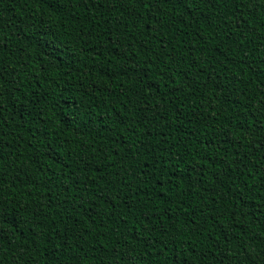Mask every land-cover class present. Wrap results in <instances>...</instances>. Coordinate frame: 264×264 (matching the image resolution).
<instances>
[{
  "label": "trees",
  "instance_id": "1",
  "mask_svg": "<svg viewBox=\"0 0 264 264\" xmlns=\"http://www.w3.org/2000/svg\"><path fill=\"white\" fill-rule=\"evenodd\" d=\"M200 7L189 20L73 0L52 19L0 0V264H248L243 248L264 250V7ZM193 154L203 174L189 181ZM144 164L175 167L172 192L137 190Z\"/></svg>",
  "mask_w": 264,
  "mask_h": 264
},
{
  "label": "snow or ice",
  "instance_id": "2",
  "mask_svg": "<svg viewBox=\"0 0 264 264\" xmlns=\"http://www.w3.org/2000/svg\"><path fill=\"white\" fill-rule=\"evenodd\" d=\"M28 0H25V3H27ZM236 2V0H234ZM239 2H247L251 3L254 7H264V0H239ZM35 3L43 5L44 11L48 13L49 17L54 19L57 16H66L67 15V6L71 5L73 3V0H35ZM75 3L79 5L82 3V0H75ZM219 0H117V6L118 7H125L126 4L129 5V8H126V10L129 11V15H132V11L130 10V5L135 4L137 6H142L145 8H149L150 10H154L157 13H159L162 10V6H170L173 9L180 8L182 11V17H187L189 20H197V13L202 14V8L200 7L201 4L207 5L211 8H215L218 6ZM154 24H160L161 21L157 16L151 17ZM246 23L245 20H243L242 17L237 18V22H235V26L239 28L240 23ZM36 26L38 28H44L45 31H41L39 34L41 36H52L54 33H50L47 31V29H51L52 25L47 23L43 20H38ZM151 31L155 32L156 28H152ZM225 36H228V33L225 32ZM214 39L217 37H213ZM0 47H7V45H0ZM139 68V64H136L135 68L132 70L135 71ZM140 71H143L140 69ZM171 71H174L173 69H166L164 72H160L159 74L161 77H164L168 75L170 77ZM139 75V72L137 73ZM7 75V67L0 65V83H2L3 78ZM173 85H175V81H172ZM149 88H152L153 85L150 83L147 84ZM178 88H173L172 92L178 91ZM167 91V89H166ZM2 95V93H0ZM74 123V121L69 122V126ZM108 132H111L112 130L110 128L108 129H101ZM151 134L150 132L148 133ZM162 134V130H161ZM220 135L223 137L221 140V143L227 144L230 142L231 139V133L228 132V125L224 126V130L220 133ZM50 147V146H49ZM258 150H264V143L257 146ZM54 152V150H52ZM49 160H51L53 165H58L59 161L55 159V157L52 155V153H46ZM105 160L108 159V155H105L103 157ZM207 157H202L200 159H206ZM2 159V157H0ZM133 160H135V156L132 157ZM190 159L192 160V165L187 169L185 172V175L188 177V180L191 181L193 179V174L195 175V178L199 180L203 174V168L200 166V162L197 159L196 155L193 154L190 156ZM159 163V161H157ZM125 172H127L129 175H131V172L129 169L125 168ZM181 171H184L181 169ZM118 174V173H117ZM176 174V168L173 167L171 171H168L164 167H160L156 169L155 173L152 172V170L148 167L147 164H144L142 167H137L135 170V186L136 189L139 190L141 185H147L149 180L152 181V189L154 192L162 193V192H172V188L168 187L172 185L173 178ZM241 176L245 175L244 172L240 173ZM143 177V178H142ZM178 180L183 181L184 176L176 177ZM262 180H264V175H261L260 177ZM111 183V181H109ZM128 188H132V183H127L125 185ZM158 186V188H157ZM177 188H179V184L176 185ZM192 185L189 183L188 187L183 189L182 193L177 192L174 193V195L179 198L181 195L187 197L190 195V189ZM247 187V185H245ZM239 188V186H238ZM207 190V189H205ZM0 192H2V189H0ZM234 197L236 200L244 202V188H239V191L234 193ZM181 203H185L186 201L181 199ZM4 201L2 197H0V225H6L8 223L7 220L3 218L4 213L6 212V209L4 208ZM203 218V217H201ZM150 219V218H149ZM193 225H196V221H191ZM193 231H196V228L193 229ZM134 251V249L132 250ZM243 252L245 253V257L248 261V264H264V250H258L254 253H249L247 248H243ZM177 264H181L180 261H177ZM186 264V262H185Z\"/></svg>",
  "mask_w": 264,
  "mask_h": 264
}]
</instances>
